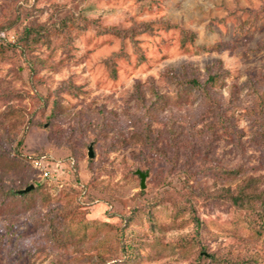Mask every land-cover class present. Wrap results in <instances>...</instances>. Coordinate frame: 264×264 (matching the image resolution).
<instances>
[{
    "label": "rangeland",
    "instance_id": "374dc122",
    "mask_svg": "<svg viewBox=\"0 0 264 264\" xmlns=\"http://www.w3.org/2000/svg\"><path fill=\"white\" fill-rule=\"evenodd\" d=\"M17 1L0 0V8L11 10ZM33 2V7L25 8L28 19L22 22L24 26L33 21L50 22L56 12L62 16L84 10L102 28L127 30L135 24L150 23L154 32L136 37L143 59L129 39L90 29L83 33L74 30L68 49L59 37L36 51L44 66L31 79L26 69L18 75L10 64H0V82L23 96L10 104L24 115L15 111L4 118L5 106L0 104V140L4 133L20 135L32 120L17 155L0 162V182L14 188L35 186L43 180V171L53 174L57 182V187H48L51 198L47 207L35 198L29 209L18 202L0 213V264H126L116 241L120 236L124 242L119 238V243L125 245L131 236L145 242L140 262L131 264L193 263L199 247L193 243L185 246L183 241L184 246H178L183 238L194 235L189 214L177 215L172 202L184 192L181 181L170 177L166 164L142 150L140 144L124 146L116 142V135L122 132L127 136L140 115L134 98L137 86L149 99L154 84L168 101L167 111L159 115L155 127L163 129L169 119L174 120L185 144H189L181 142V147L196 148V154H203L209 145L203 146L207 141L199 145L192 131L210 124L201 113L202 99L195 90L177 86L165 73L172 71L180 78L195 73L205 79L220 67L226 76L216 90L224 100L231 98L228 113L233 117L234 134L216 131L206 155L208 164L196 155L194 184L214 192L221 187L235 188L250 176H263L264 149L255 141L257 127L249 117L248 84L258 78L264 88V49L259 48L264 41V19L251 29L240 31L237 25L239 16L245 20L249 13L264 7V0H30ZM164 22L177 28L167 29ZM180 28L195 34L193 43L182 44ZM18 32L15 28L6 38L13 41ZM220 44L225 46L219 51L216 48ZM111 59L115 76L109 71ZM65 82L76 87L77 96L62 89L55 122H46L49 109L33 116L42 104L39 97L50 94L51 98ZM100 112L111 128L94 145ZM206 132L207 140L213 132ZM90 146L92 158L88 156ZM162 146L171 156L172 147L166 141ZM37 160L39 166L35 165ZM184 161L182 156L180 163ZM216 163L239 174L230 179L215 176L206 166ZM133 171L146 174L144 189ZM157 199L160 203L154 206L152 227L142 211L130 221L136 208L141 210L146 201ZM67 208L72 213L78 210L67 225L71 233L66 235L65 248L58 249L46 244L38 220ZM196 210L204 223L200 237L207 250L241 259L253 257L257 264H264V235L248 226L242 211L201 200Z\"/></svg>",
    "mask_w": 264,
    "mask_h": 264
},
{
    "label": "trees",
    "instance_id": "16d2710c",
    "mask_svg": "<svg viewBox=\"0 0 264 264\" xmlns=\"http://www.w3.org/2000/svg\"><path fill=\"white\" fill-rule=\"evenodd\" d=\"M33 6L34 2L30 3V0H18L13 7L11 6V10H3L0 8V64H10L12 71L18 75H21L22 71L26 69L29 72L28 79L35 77L38 70L44 66L43 61L35 54L36 51L43 47H49L53 39L59 37L62 38L64 49L70 48L73 42L74 30L83 33L87 30L95 29L99 31V34H112L121 40L129 39L141 59L144 57L137 47L138 42L136 41V37L142 34H153L154 32L150 23L135 24L127 30L102 28L97 25V21L88 18L84 10H79L78 12L68 11L62 16L56 12L57 14L55 13L52 16L53 19L50 22L39 23L33 21L30 25H22V22L28 19L25 8ZM240 18L239 16L237 29L240 31L243 29H251L259 20L264 19V7L258 9L256 12L249 13L245 20H241ZM164 23L167 29L177 28V26L169 22ZM15 28H19V32L15 40L9 41L6 36L8 32ZM180 30L183 45L194 42L196 36L193 32L183 28H180ZM224 46L220 44L216 49L220 51ZM259 48L264 49V41L260 43ZM108 65L110 74L115 76V64L112 59L108 62ZM165 75L170 77L177 86L188 87L199 93L202 99L201 113L210 120V124H205L198 131L192 129L195 134L193 137L197 136L196 140L199 141V145L207 141L203 146H209L207 148L204 147L203 154L199 152L196 154V148L190 150L186 147V149H183L180 144L181 142L184 145L189 144H185L182 138L183 132L178 131L177 123L174 120L169 119L163 129L155 127L159 115L167 111L168 101L154 84L151 86V97L149 99L143 96L141 87L137 86L134 98L137 112L140 115L133 120L132 130L127 133V136L122 132L117 133L116 142H121L124 146L130 143L140 144L142 150L146 151L153 158L162 160L166 164L170 177H177L181 181L184 192L178 193L172 202L174 203V208H176L177 215L188 213L190 221L194 226V235H190V238L188 236L183 238L178 244V246L183 247V241L185 246L193 243L199 247L194 262L191 264H257L259 261L253 257L241 259L222 253L210 252L201 244L202 239L200 235L204 232L205 227L197 215L196 208L198 200H201L202 203H206L207 205H219L228 209L233 208L242 211L245 214V221L248 223V226L257 234L264 235V175L247 177L235 188H231L230 186L221 187L214 192L205 190L202 185L194 184L197 174L196 171H193L196 155L198 158L201 155V158L206 161V155L212 143L215 141L213 138L217 134V130H223L228 136H233L234 134L233 117L228 113L232 109V104H229L231 98L224 100L218 96L219 92L216 90L218 86L219 88L222 86L226 75L220 67H217L216 71L208 73L205 79H200L195 73H192V76L186 78L177 77L172 71H167ZM259 83L260 79L256 78L252 79L248 84V95L251 97L249 117L257 127L255 141L257 145L264 149V88ZM62 86V88L60 87L56 92L51 94V98L50 94L43 97L40 96L39 100L42 104L32 115L34 116L35 113L42 115L46 109H49L51 112L47 116L46 122L50 124L55 122L62 89L67 90L74 97L77 96L78 91L70 82H65ZM17 98H23L21 92H15L3 86L0 82V104L5 106V111L2 114L4 118L8 117L9 114L14 115L15 111H19V115L24 117L22 110L16 109L15 106L10 104L11 101ZM98 119L100 122L97 125L95 137L92 140V144L94 145L106 137L111 128L109 121L102 112L98 113ZM31 123V119L27 121L20 135L17 133L2 134L3 141L0 140V162L6 161L12 155H17ZM207 130H211L213 134L211 138L208 137L209 139L206 140ZM238 133L235 132V135H238ZM232 138L237 140V136ZM164 141L168 143V146L172 147L173 152L171 156L167 154L162 146ZM182 156L185 157V161L180 163ZM206 168L215 176L225 177L227 179L239 174L238 170H228L217 163L214 165L211 164L208 167L206 166ZM143 172L147 173L148 171L143 170ZM133 174L135 178L140 180L139 175L135 171H133ZM165 178L167 177L165 176ZM42 179V181L36 182L33 189L27 193H21V191L28 187V184L14 188L12 186H5L0 182V213L5 211V209H10V207L13 208L12 206H15L18 202L29 209L32 204L36 203V199H40L41 204L47 207L51 198L48 187H57V182L53 181V174L51 175V173L50 176L48 175ZM142 194L143 191L140 192L139 196ZM158 203H160V199L153 202L146 201L141 210H139L140 208H136L133 215L129 217L130 221L136 219L144 212L147 214L148 222L152 227L154 225L153 209ZM69 210L70 208L57 210L56 214L51 215L52 217L47 215L38 220L39 224L43 227L42 235L46 244L58 249L65 248L66 235L71 233L67 225L70 224L69 221H74L75 215L77 214L76 210L78 209H73V213ZM123 237H116L118 239L116 241L121 246V254L124 262L126 264H131L134 261L139 263L142 258L141 251L144 248L145 242L137 238V236L136 238H132L131 236L128 238L130 239V243L125 245V243H119L120 239H123L122 241L124 242Z\"/></svg>",
    "mask_w": 264,
    "mask_h": 264
},
{
    "label": "water",
    "instance_id": "95a60500",
    "mask_svg": "<svg viewBox=\"0 0 264 264\" xmlns=\"http://www.w3.org/2000/svg\"><path fill=\"white\" fill-rule=\"evenodd\" d=\"M88 156H89V158H92L93 157V154H92V146H90V148H89ZM136 173L139 175L140 180H141V189H144L145 188L146 174H143L140 171H136ZM31 189H33V186L32 185L26 187L24 190L21 191V193H27Z\"/></svg>",
    "mask_w": 264,
    "mask_h": 264
},
{
    "label": "built area",
    "instance_id": "2783aa9c",
    "mask_svg": "<svg viewBox=\"0 0 264 264\" xmlns=\"http://www.w3.org/2000/svg\"><path fill=\"white\" fill-rule=\"evenodd\" d=\"M35 165H36V166H37V165L39 166V162L36 161V162H35ZM38 168H39V167H38ZM40 169H41V168H40ZM42 174H43V175H42L43 177H47V176L49 175L47 171H43Z\"/></svg>",
    "mask_w": 264,
    "mask_h": 264
}]
</instances>
